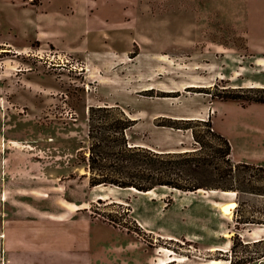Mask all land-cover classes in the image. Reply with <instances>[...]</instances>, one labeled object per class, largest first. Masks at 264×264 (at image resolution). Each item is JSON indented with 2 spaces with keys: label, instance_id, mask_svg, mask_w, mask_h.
I'll use <instances>...</instances> for the list:
<instances>
[{
  "label": "rangeland",
  "instance_id": "374dc122",
  "mask_svg": "<svg viewBox=\"0 0 264 264\" xmlns=\"http://www.w3.org/2000/svg\"><path fill=\"white\" fill-rule=\"evenodd\" d=\"M249 20L219 0H0V264H259L264 241H246L260 224L242 221H264V196L91 187L85 165L88 106L118 103L132 144L192 149L190 129L159 123L209 118L233 162L264 166V103L219 96L264 95Z\"/></svg>",
  "mask_w": 264,
  "mask_h": 264
},
{
  "label": "trees",
  "instance_id": "16d2710c",
  "mask_svg": "<svg viewBox=\"0 0 264 264\" xmlns=\"http://www.w3.org/2000/svg\"><path fill=\"white\" fill-rule=\"evenodd\" d=\"M219 96L264 103V95L247 96L235 90L224 91ZM87 120L89 154L85 165L90 171L88 182L91 187L102 184L147 191L167 186L182 191L222 189L264 196V166L233 162L229 140L212 129L209 118L180 119L182 125L159 123L191 130L196 145L185 151H159L128 142L126 130L135 124L136 119L127 116L118 103L88 106ZM199 127L205 128L201 130ZM207 134L215 139L213 144L206 141ZM244 172L249 173L245 175ZM98 210L91 205L92 215H101L107 223L147 241L145 231L134 220H130L132 224L121 223L111 212ZM242 222L264 225V221L245 219ZM263 241L264 238L255 243Z\"/></svg>",
  "mask_w": 264,
  "mask_h": 264
},
{
  "label": "crops",
  "instance_id": "0c3cea01",
  "mask_svg": "<svg viewBox=\"0 0 264 264\" xmlns=\"http://www.w3.org/2000/svg\"><path fill=\"white\" fill-rule=\"evenodd\" d=\"M224 1H226V0H219V3L221 5H223L224 7L228 8V9L231 8L232 11H235L239 15V21L242 19H245V18H250L249 22H251L253 36H254V38L258 37V35L256 36V33H259L261 27L264 26V0H228V3H226V4H224ZM233 5L235 6V9L232 7ZM195 12H196V9H195ZM263 41L264 40H260V38H259L258 45H261L262 47H264ZM88 54H89V50L84 49L83 53H82V57H85V61L88 58ZM99 196L100 195H97V196H95V198L91 197V200H93V198H94V200L95 199L98 200L99 198H101ZM68 203H72V202H68ZM74 205H76V204L73 203L71 208H66V210H69L71 212L70 214H76L77 213V210H76L77 208ZM56 220H60V219H56ZM90 221H92L91 218H90ZM2 226H3V224H2ZM260 228L264 229V225H259L258 227L251 229V233L254 236V238L250 239L251 241L248 240L246 242H256L260 239H263L264 235L257 231ZM2 233H4V232H2ZM4 235H5V233H4ZM167 236H168V238H171V235H167ZM4 237H6V235ZM2 239L3 238H1V240ZM0 243L2 246L4 244V241H1ZM259 262H260L259 264H262V262H264V257L259 259ZM77 263H78V261H77Z\"/></svg>",
  "mask_w": 264,
  "mask_h": 264
},
{
  "label": "bare ground",
  "instance_id": "6f19581e",
  "mask_svg": "<svg viewBox=\"0 0 264 264\" xmlns=\"http://www.w3.org/2000/svg\"><path fill=\"white\" fill-rule=\"evenodd\" d=\"M149 191H143V192L142 191H139V192H142V194H146V193H149ZM234 207H235V201H229V202H226V203H224V204L221 205V210L224 213H229L230 212V209L231 208H234ZM218 247H219V245H218ZM212 249H214V248H212ZM183 259L184 258H181L180 260H183ZM221 263H222V260H220V259H210L207 264H221Z\"/></svg>",
  "mask_w": 264,
  "mask_h": 264
},
{
  "label": "built area",
  "instance_id": "2783aa9c",
  "mask_svg": "<svg viewBox=\"0 0 264 264\" xmlns=\"http://www.w3.org/2000/svg\"><path fill=\"white\" fill-rule=\"evenodd\" d=\"M33 55H34V53H32L31 56H33ZM41 58H44V59H45V58H48V55L46 54V55H44V57L41 56ZM51 59H52V58H51ZM49 62H50V61H49Z\"/></svg>",
  "mask_w": 264,
  "mask_h": 264
}]
</instances>
